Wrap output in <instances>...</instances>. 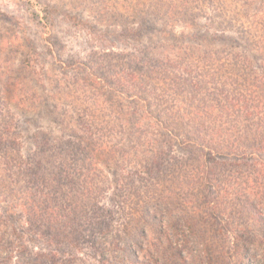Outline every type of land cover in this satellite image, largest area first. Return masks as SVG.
<instances>
[{
    "label": "trees",
    "instance_id": "1",
    "mask_svg": "<svg viewBox=\"0 0 264 264\" xmlns=\"http://www.w3.org/2000/svg\"><path fill=\"white\" fill-rule=\"evenodd\" d=\"M165 1L161 0V3ZM175 1L179 5L188 3L186 0ZM250 5L249 3L246 6ZM164 7L165 18L178 14L174 4L168 2ZM105 9L102 10L103 14L106 12ZM156 9L158 7H151L148 15L160 20V15L155 16L158 12ZM249 15L251 24L249 28L261 34L251 45L249 44L251 41L246 37L251 31L241 27V31H237L238 39L228 36V32L232 30H222L217 32L218 35L213 33L208 37L183 34L177 40L172 36L176 43L187 45L194 42L196 48L171 46L174 47L172 52L167 53L165 50L160 52L162 61L144 64L142 68L137 65V61L142 57L135 61L124 55L112 56L118 60L116 66L118 70L117 72L112 70L113 76L101 74L100 71L97 74L94 71L96 68L93 70L94 73L88 72L90 77L81 82L94 90L96 96L99 95L94 102L96 110L99 109L101 112L108 110L109 113H100L105 118L98 121L97 127L91 124H94V121L90 120L92 115L88 116L89 119L88 117L87 120L84 119V125L78 124L77 130L67 134L68 139L63 140L60 145L55 139L37 137L41 143L38 151L33 152L32 158L28 161L23 162L18 155L17 141L4 137L1 132L0 177L7 178L8 180L3 182L9 184L4 188L2 179L0 180V189L9 191L8 198L4 196V203L7 204L3 220L8 216L12 218L17 209L23 210L20 212L22 214L26 212L29 218L24 223L41 233L39 240L41 243L45 242L46 247L51 243H59L78 252L75 245L81 242L93 240L96 244L95 233L107 227L104 215L111 213L108 208L99 206L103 190L98 187L97 179L102 170L112 171V174L117 176L114 183L117 192H122V185L125 184L127 189L136 190L135 194H132L136 200H140V188L136 187V182L145 184L147 190L157 186L162 190L156 206H147L141 212L145 216L141 219L145 224L153 223L152 230L157 236L151 238L153 233L148 232L150 228L146 226L147 229H142L136 234L140 241L118 240L125 246L124 250L116 247L117 245L114 246L116 247L114 249L123 252L124 258L131 257L130 264H161L156 258L148 256L149 253L159 254L164 243L166 246L169 244L171 249L172 243L175 245L178 237H181V240L177 245L182 246V249H176L177 264H192L190 262L194 257L188 249L189 241L192 243L196 241V245L200 243L202 247L205 246L199 230L203 223L201 220L192 224L185 222L187 237L184 233L178 236L175 232L171 234L172 238L166 235V221H162V213L157 210L160 208H163V211L171 210L172 191H179V187L187 192L189 190L193 197L195 194L202 196L199 198L200 201L195 198L182 202V205L193 204L196 212L201 205L204 207L206 205L208 219L220 220L219 224L216 223L219 226L217 232L236 231L242 235L235 239L231 249L239 257L240 264H249L247 260L251 256L253 258L252 252L256 245L250 235L252 229L242 226L245 221L252 226L264 225V58L260 59L259 72L254 73L255 76L252 75L250 79L245 78L238 83L227 79L228 74L223 72V69L228 67L225 62L227 56L223 57L226 52L221 49L211 54L205 50L213 43L221 45L228 43L230 49H243L242 42L247 44V48L240 51L243 54L248 48L257 46L260 48L256 51L260 52L262 49L264 52V0ZM141 23V28H146L149 33L157 31L153 20L146 19ZM185 27H190V22ZM161 31L166 35L163 30ZM132 32H134L132 37L139 35L137 30ZM148 47L146 45L141 47L140 54L143 58L154 50L151 48L150 51ZM234 61L233 66L238 64L247 66L246 56L238 54ZM84 66L85 64L80 62L73 69L81 73L85 71L87 75ZM157 69L159 72H156ZM157 79L160 82L152 85L153 80ZM103 88L108 90L109 95H117L116 98L112 96L116 104L111 108L100 100ZM122 96L125 99H120ZM120 100H126L127 104L123 105ZM109 101H112L111 98ZM6 128L7 126L4 127V131ZM105 132L108 133L106 138L119 137L120 146L117 147V144L110 146L113 144L111 139L103 143ZM135 137L142 146L148 147V151L142 153L144 154L142 158L138 156L141 148L135 150L136 145L140 144L135 143L134 147L122 149L124 142L132 144ZM174 137L180 141L176 142ZM175 147L179 148L185 158L176 159L173 156ZM38 156L45 157L44 162L39 161ZM48 159L51 161L66 159V163L49 164ZM183 165L191 168V172L186 173V179L177 177L179 181L177 179L174 181V173L181 176L179 171L175 172L176 167L180 168ZM73 179L81 184L82 193L79 197L75 196L77 193L72 194L75 190L73 187L70 188ZM156 191L153 190V195L158 194ZM1 196L2 194L0 198ZM72 197L82 202L81 207L71 204ZM129 201L131 202L127 196L123 198L124 203L127 204ZM131 203L129 209L134 208L132 213L138 215L139 212L135 208L138 205ZM142 204L146 205L145 202ZM158 205L161 207L157 209ZM257 207L261 208L263 213L257 211ZM119 209L123 210L121 204ZM3 220L0 219L2 225ZM242 228L245 229L241 230ZM18 231L17 228L12 233L17 236ZM102 234L101 232L100 235ZM19 242V254H22L24 246L20 240ZM140 251L146 258L143 262H140L143 258L139 256ZM104 252L105 250L103 254ZM202 253L205 258L211 256L207 252ZM49 257L55 260V256L50 253L37 254L32 263L28 264H46ZM102 261H105L104 255L95 260V263L105 264ZM207 263L211 264L212 261L209 260Z\"/></svg>",
    "mask_w": 264,
    "mask_h": 264
},
{
    "label": "rangeland",
    "instance_id": "2",
    "mask_svg": "<svg viewBox=\"0 0 264 264\" xmlns=\"http://www.w3.org/2000/svg\"><path fill=\"white\" fill-rule=\"evenodd\" d=\"M261 1L263 0H186L187 5L185 3L179 5L173 0H166L163 4L161 0H0V133L2 132L6 138L9 137L11 140L17 141L19 147L17 153L23 162L30 160L33 152L38 151L41 142L37 137L55 139V141L60 142H58L60 145L63 140L68 139L67 134L77 130L78 124L84 125V119L87 120L88 116L92 115L90 120H93L94 124H91L96 126L100 119L105 118L102 114L109 113L108 110L105 112L96 110L94 102L99 95L96 96L94 90L81 83L90 77L88 72L92 73L97 68L94 70L97 74L100 71L101 74H108V76L112 74L113 76L114 72L118 70L116 69L118 60L112 57L114 55H124L135 61L142 57L141 60L137 61V65L141 67L144 64H150V62L162 61L160 52H164V50L167 53L172 52L174 47L171 46L196 48L194 42L186 45L176 43L173 40V37L177 40L180 39L183 34L208 37L213 33L218 35L217 32L222 30H232L228 32V36L238 39L237 31L245 28V30L251 31L246 36L248 37L247 40L251 41L249 42L251 45L261 34H257L255 30L249 28L251 24L248 16L253 9L259 7ZM168 2L177 7L178 14L167 19L163 14L166 12L164 6ZM209 3H215V5ZM249 3L251 4L250 7L246 6ZM151 7H158L155 16L160 15V20L153 19L148 15ZM104 8H106L105 13L107 15L102 13ZM146 19L154 21L153 24L157 31L149 33L146 28H141V22ZM189 22L190 27H185ZM134 30H137L139 35L132 37ZM161 30L166 35H163ZM144 45L149 46L150 51L151 48L154 49L149 52L150 54H146V58L140 54L141 47ZM241 45L243 49L238 50L230 49L228 43L224 45L213 43L205 48L211 54L221 49V51L226 52L223 57L227 56L225 62L228 67L223 69V72L228 74L227 79L238 83H241L245 78L250 79L252 75L255 76L254 73L259 72L260 59L264 58L262 49L260 52L256 51L260 46L248 48V51L243 54L240 51L247 48V44L241 42ZM238 54L247 57V66L243 67L241 64L233 66L234 57ZM80 62L85 64V69H83L87 71V75H85V71L81 73L73 69ZM112 70L115 71L112 72ZM156 72H159L158 69ZM223 72L221 73L224 76ZM158 82H160L158 79L153 80L152 85ZM162 87L161 84L160 88ZM102 92V99L100 100L105 102V106L113 107L116 102L112 96L114 95L116 98L117 95H109L105 88L102 89ZM110 98L112 101H109ZM120 99L125 98L122 96ZM120 101L123 105L127 104L126 100ZM107 109L109 108L107 107ZM5 126L7 128L4 131ZM107 134L105 132L102 139L103 143L111 139L106 138ZM176 138L174 137V140ZM111 140H113V144L110 146L113 147L115 144L117 147L120 146L119 137ZM179 141L176 139V142ZM133 142L132 144L124 142L122 149L134 147L135 143L140 144V147L136 145L135 150L141 148L138 156L142 158L144 156L142 153L148 151V147L142 146L136 137ZM55 143L57 144V142ZM173 156L176 159L185 158L179 148L176 147L173 149ZM37 158L42 162L45 160V157L38 156ZM54 160L48 159L49 164L51 162L66 163V159ZM110 166L113 167L112 164ZM183 167H176L175 172L179 171L181 176L174 173V181L177 177L186 179V173L191 172V168ZM116 177L112 171H101V175L97 179L98 187L103 190L99 199V206L108 208L111 213L104 215V220H107V227L103 231H99L103 234L95 233L97 234L95 235L96 244L93 240L92 242H81L75 245L78 252L59 243H51L49 247H46L45 242L41 243L39 240L41 233L24 223L29 218L26 212L24 214L20 212L23 211L21 209H17L18 212L14 211L12 218L8 216L3 220L5 217L3 215L4 208L7 204L4 203V196L7 199L9 191L0 189V195L2 194L0 219L4 221L3 225L0 224V264H28V262L32 263L37 254L49 255V253L55 256V260L49 257L47 261L45 260L46 264H52V262L56 264H96L95 260H98L101 255H104L105 261L102 262L105 264H130L131 257L127 256L129 259L124 258L123 252L114 248L125 249V246L118 240L124 242H129V240L140 241L136 234L142 229H147L146 226L150 228L148 232L153 233V235L150 233L151 238L157 236L152 230L154 229L153 223L145 224L141 219L145 216L141 212L147 206H156L158 195L162 194V190L157 186L154 189L157 190L158 194L153 195L154 189L147 190L145 184L136 182V187L140 188V200H136L132 196L136 190L127 189L125 184L122 185V192H117L114 184ZM0 180L4 188L9 185L3 182L8 180L7 178L2 176ZM73 180L70 188L73 187L75 190L72 194L77 193L75 196L79 197L82 193L81 184L75 179ZM179 188V191H172L170 197L171 210L163 211L161 206L158 205L157 207V209L160 208L157 212L162 213V221H166V235L172 238L171 234L174 232L178 236L182 233L185 234L186 225L184 224L186 221L187 224H192L201 220L203 223H201L199 230L205 246L202 247L200 243L196 245V241L193 243L189 241L188 249L194 257L190 263L208 264L207 262L210 260L212 261L211 264H240L239 257L232 251L231 246L235 239L242 235L236 231L233 233L230 231L217 232L220 220L208 219L206 205L205 207L204 205H201V208L198 207L200 209L197 212L193 204L191 206L182 205V202H188L195 198V200L200 201L199 198L202 196L195 194L196 196L193 197L189 190L187 192L182 187ZM125 196L132 203L138 205L135 207L139 212L138 215L132 213L134 208L129 209L130 201L127 203L128 205L123 202ZM70 200L72 201L71 204L74 203L81 207L82 202L78 198L72 197ZM143 202L146 205L143 206ZM120 204L123 210L119 209ZM257 211L263 213L258 207ZM102 218H100L101 221ZM243 225L242 227L252 229L250 235L256 245L252 252L253 258L251 256L247 261L251 264H264V225L256 226L255 224L252 226L250 223L246 224V221ZM17 228L19 231L15 236L12 231ZM91 236L93 235L91 234ZM185 236L187 237V234ZM19 240L24 246V253L22 254H19ZM177 240L175 245L172 243L171 249L169 244L166 246L164 243L159 254L149 253L148 256L156 258L161 264H177L176 249H182V246L177 245L178 242L180 243L181 237H178ZM115 245L117 246L114 247ZM134 250L137 251V249ZM147 250L149 252V249ZM202 251L211 256L205 258ZM139 256L143 257L140 262L145 261L144 253L140 251Z\"/></svg>",
    "mask_w": 264,
    "mask_h": 264
}]
</instances>
